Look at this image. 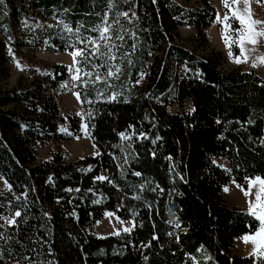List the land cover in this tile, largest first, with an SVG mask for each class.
<instances>
[{
  "label": "trees",
  "instance_id": "16d2710c",
  "mask_svg": "<svg viewBox=\"0 0 264 264\" xmlns=\"http://www.w3.org/2000/svg\"><path fill=\"white\" fill-rule=\"evenodd\" d=\"M200 2L192 9L177 0L0 3V33L17 50L70 51L90 41L79 64L94 72L77 90L100 150L36 161L37 140L61 137L65 122L74 134L80 128V117L61 116L48 92L67 78L65 66L0 83V175L11 185L0 191V264H264L256 254H232L235 239L260 222L223 197L232 178L243 187L264 179V78L223 70L219 52L201 56L177 43L185 24L206 42L214 8ZM6 60L0 49V80L10 73ZM187 101L190 111L168 110ZM106 212L133 220L131 231L89 232Z\"/></svg>",
  "mask_w": 264,
  "mask_h": 264
},
{
  "label": "rangeland",
  "instance_id": "374dc122",
  "mask_svg": "<svg viewBox=\"0 0 264 264\" xmlns=\"http://www.w3.org/2000/svg\"><path fill=\"white\" fill-rule=\"evenodd\" d=\"M200 1L201 0H177L178 4L187 9H192L200 5ZM208 1L214 8V19L211 25L205 30L206 42L196 38L197 31L192 24H185L178 28V36L175 38L177 43L184 45L201 56L219 52L221 54L219 67L223 70L238 67L244 70L250 69L264 78V62L260 59V57H264V37L258 38V43L255 45L246 42V49H250L251 51H247L244 54L247 56V59H244V56L240 53L237 39L240 33L237 32L236 29L241 27L239 21L233 18L230 10L224 6V0ZM239 6L241 8L244 7L243 4ZM249 8L254 19L264 21V1L249 0ZM225 15L229 17L227 21L223 19ZM32 21L35 27L40 26L37 20L32 19ZM225 24L229 25L227 29L225 28ZM21 33L22 29L18 28L17 35ZM226 36L231 38L227 40V43ZM89 42V40L83 41V43L81 41L80 46L70 51L53 52L42 49L29 52L24 49L25 47L21 50H17V47L12 45L11 42L0 33V49L6 51L7 60L5 64L10 72L6 79L0 80L1 85L13 86L16 85L20 79L31 81L35 77L41 78L47 74H51L56 65L65 66L68 73L66 79L60 81L56 86L51 87L48 92L55 97L61 116L69 117L77 115L80 117L81 123L79 131L74 134L68 128L67 122H65L58 127L59 132L63 134L61 137L37 140L34 143L37 162L46 161L56 154H61L67 161H73L86 155H96L100 151L95 145L90 132V120L92 118L91 110L83 107L80 95L79 99L77 98V93H79L77 90L78 82L82 77H91L86 75V73L91 72L93 75L94 72H92L90 68H84V66L79 64V57H85L83 54L87 50ZM97 44L98 43L95 42L92 46L96 47ZM78 50H83V54H77L74 57L73 53ZM230 50L231 56L229 55ZM236 57H240L241 62L237 63ZM77 69L79 71H77ZM75 76H78L79 79H74ZM182 109L186 111L192 110L191 101H187L182 108L177 102L171 103L168 106V110L171 113ZM214 161L222 168L230 169L229 162L225 157H216ZM5 181L6 180L0 175V191L11 189V187L9 188L5 185ZM258 188L259 185L255 183V178L250 179L246 187L241 186L232 178L223 188V197L229 207H237L249 212V204L255 201V193ZM246 191L248 195H245ZM106 213L94 225L88 227L89 232L102 237L115 235L117 232H124L122 230L124 227L133 228V220L121 219L120 217L117 219L118 216L115 213L111 216L106 215ZM121 221L124 223H121ZM256 232L257 230L253 233L236 238L232 254L239 256L255 254L253 253V248L255 247L253 241L251 239L245 241L244 237H252Z\"/></svg>",
  "mask_w": 264,
  "mask_h": 264
},
{
  "label": "snow or ice",
  "instance_id": "6c2138e0",
  "mask_svg": "<svg viewBox=\"0 0 264 264\" xmlns=\"http://www.w3.org/2000/svg\"><path fill=\"white\" fill-rule=\"evenodd\" d=\"M2 2L3 0H0V3ZM240 4H243L244 7L241 8L239 6ZM224 6L230 10L232 17L239 21V24L241 27L236 29V31L240 33L237 39L239 43L240 53L242 56H244V59H247V56L244 54L247 51H251V50L246 49L245 44L247 42V43H251L255 45L258 43V38L264 37V21L253 18L252 12L249 8V0H230V2L229 0H224ZM123 15H127V13H123ZM106 18L107 17H105V19ZM228 18L229 17L227 15L223 17L225 21H227ZM218 19H219V16H218ZM228 27L229 25L225 24V28L227 29ZM69 31H71V29H69ZM107 31H108V28L106 27L101 30L102 37H103V33H106ZM228 39H231V38L226 36V43ZM92 43L95 44L94 41ZM229 48H230V45H229ZM77 54L82 55L83 50H78L77 52H74L73 56L75 57ZM229 55L231 56V50L229 51ZM260 59L262 62H264V57H260ZM236 62L237 63L241 62L240 57H236ZM77 71L79 70L77 69ZM117 71H119V68H117ZM86 75L91 76L92 73H86ZM108 75L111 76L113 75V73L109 71ZM74 79H79V77L75 76ZM100 79L101 77L96 76V80H100ZM77 98L79 99V93H77ZM114 98H115L114 96L109 97V99H114ZM217 123H219V121H217ZM119 135L122 138L130 139V136L126 137L124 132H121ZM140 135L144 136L143 133H141ZM136 175H140V173H136ZM96 179L104 180L107 178L104 176H100V177H97ZM255 183L259 185V188L255 193V196H256L255 201L250 202L249 204L248 211L251 215L255 216L260 221V228L257 229V232L252 237H244V239L245 241H247L248 239H251L255 245V247L253 248V253H255L258 257H264V179H261L260 177H256ZM5 185L9 188L11 187V185H9L7 181H5ZM69 191H71V189H69ZM245 195H248L247 191L245 192ZM93 202L98 203L99 201H93ZM20 215L21 213L19 211H16L14 217L5 218V219H7V222L9 224H15L16 223L15 217H19ZM106 215L111 216V215H114V213H106ZM117 219H119V217H117ZM121 223H124V222L121 221ZM176 226L179 227V224H177ZM122 230L124 232H129L131 231V228L124 227ZM115 234H119V232ZM145 259H147V257H145Z\"/></svg>",
  "mask_w": 264,
  "mask_h": 264
}]
</instances>
